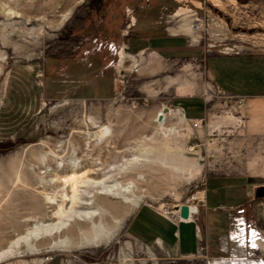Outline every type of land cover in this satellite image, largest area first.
I'll return each mask as SVG.
<instances>
[{"label":"rangeland","instance_id":"1","mask_svg":"<svg viewBox=\"0 0 264 264\" xmlns=\"http://www.w3.org/2000/svg\"><path fill=\"white\" fill-rule=\"evenodd\" d=\"M120 1L135 9L160 0H0V252L35 223L51 220L61 206L62 179L84 181L88 172L113 167L109 183L130 186L120 198L95 199L101 189H90L100 208L97 238L75 234L80 248L62 251L52 245L57 236L33 237L0 264H264V198L255 196L264 184V137L245 129L246 97L220 89L207 67L215 53L264 54V0H166L176 8L161 7V25L185 33L191 50L176 56L127 51L109 97L46 93L47 72L55 71L47 64L55 65L58 54H72V65L104 62L103 49L97 52L90 40L115 33L105 15ZM181 101L189 110L203 107L204 116L183 119ZM161 110L167 132L157 121ZM102 127L110 129L105 138L96 136ZM134 156L143 164L121 169ZM221 184L242 185L252 206L211 205L212 188ZM192 196L202 198L192 203L200 227L193 255L128 236L139 206L170 217ZM85 223L92 229L79 222ZM248 226L260 237L251 245L235 237L247 235Z\"/></svg>","mask_w":264,"mask_h":264},{"label":"crops","instance_id":"2","mask_svg":"<svg viewBox=\"0 0 264 264\" xmlns=\"http://www.w3.org/2000/svg\"><path fill=\"white\" fill-rule=\"evenodd\" d=\"M121 2L119 6L111 2V11H106L105 15L106 20L109 17L112 20L110 24L105 25L115 33H110L105 40L98 37L90 40L96 44L95 49L103 46L98 47L97 52L103 49L104 62L94 64L83 59L72 65L67 61V57L72 54H58L55 65L51 64L50 67L47 64V68L55 67V71L47 72L46 93L50 96L72 93L84 98L109 97L113 90V76L121 72L122 58L127 51L138 55L151 50V53L156 55L176 56L191 50L185 33L172 31L176 30V27L161 25V8L154 7L151 3L135 9L128 6L123 8ZM145 8L147 12L144 14L141 10ZM93 49H87L86 55L93 53ZM112 57L118 59L119 64L114 63ZM207 67L211 78L220 89L238 97H246L243 120L245 129L250 135L264 137V54L215 53L208 55ZM112 71L114 73H111ZM179 107L189 119H200L204 116L203 107L199 110H189L187 104L182 101ZM212 189L216 192L215 200L209 198L213 206H252L250 194L245 192L240 184H221ZM194 214L192 213L191 219L188 220H174L143 204L132 215L126 231L131 240L143 246H164L177 255L189 256L197 251L199 242L200 227Z\"/></svg>","mask_w":264,"mask_h":264},{"label":"bare ground","instance_id":"3","mask_svg":"<svg viewBox=\"0 0 264 264\" xmlns=\"http://www.w3.org/2000/svg\"><path fill=\"white\" fill-rule=\"evenodd\" d=\"M169 112V111H168ZM163 117V118H161ZM185 119L184 115L181 116ZM167 118V114L164 113L162 110L158 113L157 121L161 127V129L165 132L169 131V129L164 128V120ZM110 129L108 127H102L99 130L98 135L100 138H105L108 135V131ZM134 159L127 160V163L124 164L121 169H133L138 165L143 164V160L139 156H134ZM135 162L134 165H129L131 162ZM98 163V162H97ZM75 166H79L75 164ZM132 167V168H131ZM59 168V166L57 167ZM76 169V168H75ZM98 171L95 172H88L85 176V180H80L75 178H66L62 179L61 181V188L62 191L59 195L61 197V206L59 208H54L55 211L53 212L52 218L49 222H37L31 228H29L25 234L20 235L15 240L10 243V246L7 250L3 249L0 252V258L7 254L13 253L14 248L18 247L21 242H27L33 237H51L57 236V240L52 243L54 248H60L62 251H69L72 248H80V244H76L73 242L71 237L75 236V234H85L88 235L90 232L94 234V236L98 237L99 226L96 225L93 221L96 220L95 217H98L100 208L96 209L93 207V197L98 196H108V197H115L120 198L126 197L128 192H130V186L127 184L126 186L123 185L121 182L113 181L112 184L109 182L112 181L115 174L112 169H97ZM119 170V169H118ZM117 170V172H118ZM93 171V170H92ZM92 174V176H91ZM77 175V174H75ZM90 176V177H89ZM61 179V178H60ZM60 179H56V181H60ZM53 180L52 182H54ZM55 181V182H56ZM81 187H86L85 191L81 190ZM69 189H72V195H70ZM90 189L99 190L101 192H97V195L93 197L91 195ZM200 193V192H199ZM199 195V194H198ZM55 196V195H54ZM89 196V197H88ZM203 197V196H202ZM56 198H58L56 196ZM199 199H202L199 197ZM71 203L70 208L65 207V202L68 201ZM187 205V204H184ZM182 206V205H181ZM180 206V207H181ZM189 208V215L188 218H182V220H187L191 217L194 209V205H187ZM180 207L176 212L180 213ZM91 222L93 224L92 229L87 227V223L79 224V222ZM78 223L79 227H74V224ZM95 241V240H93Z\"/></svg>","mask_w":264,"mask_h":264},{"label":"built area","instance_id":"4","mask_svg":"<svg viewBox=\"0 0 264 264\" xmlns=\"http://www.w3.org/2000/svg\"><path fill=\"white\" fill-rule=\"evenodd\" d=\"M194 125H196V123H194ZM199 198H197V196H192L187 202L186 204L187 205H193V201L194 200H198ZM218 209L220 210H233L234 207L232 206H226V205H223V204H219L217 206ZM236 208V207H235ZM236 212L237 213H242L244 212V209L242 208H238L236 209ZM234 215V214H233ZM170 217H172L174 220H182V218L179 216V212H175V211H172L170 213ZM237 225H240L239 222L236 223ZM241 226V225H240ZM239 226V228H240ZM242 230H244L243 227H241ZM244 231H242V233H238L236 232L235 234V237L238 239V240H241V242H247V243H254L255 241H257L260 237L258 236V232L256 231L255 228L253 227H249L248 226V230H247V235H245V233H243Z\"/></svg>","mask_w":264,"mask_h":264},{"label":"water","instance_id":"5","mask_svg":"<svg viewBox=\"0 0 264 264\" xmlns=\"http://www.w3.org/2000/svg\"><path fill=\"white\" fill-rule=\"evenodd\" d=\"M255 196L257 198H264V185H259L258 187H256L255 189ZM180 216L182 218H188L189 215V208L187 205H182L180 207Z\"/></svg>","mask_w":264,"mask_h":264},{"label":"trees","instance_id":"6","mask_svg":"<svg viewBox=\"0 0 264 264\" xmlns=\"http://www.w3.org/2000/svg\"><path fill=\"white\" fill-rule=\"evenodd\" d=\"M149 5H151V4H149ZM152 5L154 6V7H159V8H161V7H163V8H166V10L168 11L169 10V12H172V11H174L175 10V8H176V3L174 2V3H169L168 1H166V0H164V1H153V3H152ZM141 12L142 13H146L147 12V10H146V8L145 9H143V10H141Z\"/></svg>","mask_w":264,"mask_h":264}]
</instances>
